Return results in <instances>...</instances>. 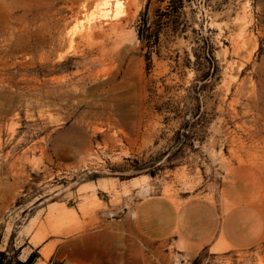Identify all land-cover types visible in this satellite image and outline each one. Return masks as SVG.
Here are the masks:
<instances>
[{
    "label": "rangeland",
    "instance_id": "rangeland-1",
    "mask_svg": "<svg viewBox=\"0 0 264 264\" xmlns=\"http://www.w3.org/2000/svg\"><path fill=\"white\" fill-rule=\"evenodd\" d=\"M246 162L264 171V0H0L4 263L264 264V241L109 234L131 185L214 199Z\"/></svg>",
    "mask_w": 264,
    "mask_h": 264
},
{
    "label": "crops",
    "instance_id": "crops-1",
    "mask_svg": "<svg viewBox=\"0 0 264 264\" xmlns=\"http://www.w3.org/2000/svg\"><path fill=\"white\" fill-rule=\"evenodd\" d=\"M142 181L138 178L134 183ZM138 192L140 187L131 185L129 195ZM129 195L124 199L127 210L120 219V232H110L112 238L134 237L141 241L143 236L173 237L193 250L250 249L264 241V171L255 164L246 162L230 168L214 199L154 195L134 201ZM48 247L50 259L58 248L56 243L48 242L42 250Z\"/></svg>",
    "mask_w": 264,
    "mask_h": 264
},
{
    "label": "trees",
    "instance_id": "trees-1",
    "mask_svg": "<svg viewBox=\"0 0 264 264\" xmlns=\"http://www.w3.org/2000/svg\"><path fill=\"white\" fill-rule=\"evenodd\" d=\"M149 5H150V3H148V5L146 6V11L143 13V20H142L143 24L140 26V29H139V36H140L141 40H145L146 38L147 39L151 38L150 29L152 28V25H150V23H149V18H148V13H147ZM159 23H160L159 28L160 27H162V28L168 27V28H172L173 30H176L177 25H178L177 20H166V21H162ZM213 59H214V57L212 56V54L210 52H207L205 54V60L207 62L212 63ZM205 75H208V74H205ZM30 260H31V257H30ZM0 264H6V263H4V261L0 259ZM20 264H29V262L20 263Z\"/></svg>",
    "mask_w": 264,
    "mask_h": 264
},
{
    "label": "water",
    "instance_id": "water-1",
    "mask_svg": "<svg viewBox=\"0 0 264 264\" xmlns=\"http://www.w3.org/2000/svg\"><path fill=\"white\" fill-rule=\"evenodd\" d=\"M138 37L137 36H134V39L136 40ZM64 264H74L73 262L71 261H66Z\"/></svg>",
    "mask_w": 264,
    "mask_h": 264
},
{
    "label": "bare ground",
    "instance_id": "bare-ground-1",
    "mask_svg": "<svg viewBox=\"0 0 264 264\" xmlns=\"http://www.w3.org/2000/svg\"><path fill=\"white\" fill-rule=\"evenodd\" d=\"M104 2H105V1H104ZM106 4H108V3H107V2H105V5H106ZM105 5H104V6H105ZM104 6H102V7H104ZM98 11H99V10H98ZM92 28H94V27H93V26H91V30H89V33H90V31H93V29H92ZM221 246H222V245H221ZM219 249H220V248H219ZM45 255H47V254H45ZM48 256H49V255H48ZM74 264H76V263H74Z\"/></svg>",
    "mask_w": 264,
    "mask_h": 264
},
{
    "label": "built area",
    "instance_id": "built-area-1",
    "mask_svg": "<svg viewBox=\"0 0 264 264\" xmlns=\"http://www.w3.org/2000/svg\"><path fill=\"white\" fill-rule=\"evenodd\" d=\"M110 215H111L112 217H115V216L117 215V213H116V212H110Z\"/></svg>",
    "mask_w": 264,
    "mask_h": 264
}]
</instances>
